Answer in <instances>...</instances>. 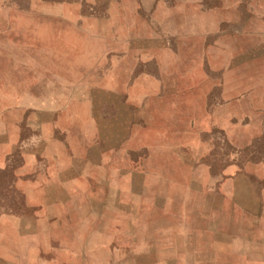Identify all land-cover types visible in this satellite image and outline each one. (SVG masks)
I'll return each mask as SVG.
<instances>
[{"label": "crops", "instance_id": "0c3cea01", "mask_svg": "<svg viewBox=\"0 0 264 264\" xmlns=\"http://www.w3.org/2000/svg\"><path fill=\"white\" fill-rule=\"evenodd\" d=\"M30 1L0 0V169L33 210L0 213V264H264V163L217 155L263 105L244 82L215 101L209 70L264 0H175L157 31L129 0Z\"/></svg>", "mask_w": 264, "mask_h": 264}, {"label": "rangeland", "instance_id": "374dc122", "mask_svg": "<svg viewBox=\"0 0 264 264\" xmlns=\"http://www.w3.org/2000/svg\"><path fill=\"white\" fill-rule=\"evenodd\" d=\"M4 3L15 6L20 9H28L30 0H2ZM70 2L73 0H58ZM96 2V6H81V12L85 15L105 16L107 10L113 3L121 0H92ZM137 3L138 12L146 18L153 29L159 28L156 22V17L159 12L168 11V6H174L175 0H129ZM177 1V0H176ZM186 1V0H178ZM198 8L205 6L216 5L217 0H196ZM178 6V5H177ZM179 10V6H178ZM201 9H199L200 11ZM169 11H173L171 8ZM201 15V14H199ZM240 19L229 27V35L225 41L220 37L217 39L223 46L219 49H214L213 63L210 64L209 70L213 76L215 84L212 89L211 96L215 98L220 95L221 81H225L230 93H236L238 82H244L247 89V95L256 92L262 103V114L260 124L252 127L253 132L246 131L244 144L240 147L235 143V139L231 136L230 141H223L224 146H228L227 152H217L220 158L225 159L227 155L231 161L241 162H263L264 163V29L258 28L254 24L252 17L248 13V9L241 10ZM223 53V54H222ZM227 69L223 72L221 70ZM208 70V75L209 71ZM214 70V71H213ZM257 84V88L252 91L253 86ZM248 130V129H247ZM256 134V135H253ZM221 138H219L218 145H221ZM228 143V145H227ZM221 164H215L214 171ZM249 165V164H247ZM252 165V164H250ZM264 165V164H263ZM14 171L12 169H0V213L3 212H21L31 213L33 210L25 207V202L21 201L20 195L14 189L12 180L14 179ZM29 223V221H27ZM264 228V224H263ZM264 239V233H263ZM124 249L113 250L112 264H135L124 257ZM110 264V263H106Z\"/></svg>", "mask_w": 264, "mask_h": 264}]
</instances>
